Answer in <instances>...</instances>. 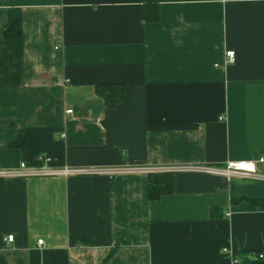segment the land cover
I'll use <instances>...</instances> for the list:
<instances>
[{"label":"crops","instance_id":"crops-1","mask_svg":"<svg viewBox=\"0 0 264 264\" xmlns=\"http://www.w3.org/2000/svg\"><path fill=\"white\" fill-rule=\"evenodd\" d=\"M21 133L46 168L109 171L3 178L0 264L264 260V0H0L1 168L23 161ZM227 160L256 177L181 170ZM125 168L171 171L174 190L149 200Z\"/></svg>","mask_w":264,"mask_h":264},{"label":"trees","instance_id":"trees-1","mask_svg":"<svg viewBox=\"0 0 264 264\" xmlns=\"http://www.w3.org/2000/svg\"><path fill=\"white\" fill-rule=\"evenodd\" d=\"M143 18L146 22H155L159 18L158 8L156 4L146 3L143 7ZM21 36V27L19 20L12 22L11 27L4 31L3 37L5 39H18ZM96 93L101 96L106 105H118L125 101L126 92L124 84L107 83L96 85ZM24 134L21 133L17 139L9 144L10 147H15L21 150L22 160L27 165H41V161L37 160L35 153H28L23 148ZM147 174V198L155 200L162 195L170 194L174 190L173 172H148ZM3 178H0V187ZM253 204L264 206V198L251 200ZM115 248H112L107 254L108 258L111 256ZM255 264H264V260L255 258Z\"/></svg>","mask_w":264,"mask_h":264},{"label":"built area","instance_id":"built-area-1","mask_svg":"<svg viewBox=\"0 0 264 264\" xmlns=\"http://www.w3.org/2000/svg\"><path fill=\"white\" fill-rule=\"evenodd\" d=\"M235 59V52L233 50H226L224 53V62L225 64H232ZM70 110L67 111V113ZM37 160L41 161V165H27L24 161H21L17 168L8 170L0 167V178H11V177H31V176H70L78 174H102L106 173L109 170L107 169H83V168H55L49 169L42 165L43 157L38 155ZM264 159L259 158L257 161L262 162ZM125 171L135 172H153L152 168H125ZM123 170V171H124ZM183 171H193V172H205L209 174H215L224 176L227 179H230L232 176L241 174L250 177H256L254 161L249 160H238L232 161L227 160L223 165L218 166H187L181 168ZM114 171V170H112ZM5 243H11L13 241V235H7L3 238ZM42 240L38 239L37 244H41ZM259 255L258 257H261Z\"/></svg>","mask_w":264,"mask_h":264}]
</instances>
